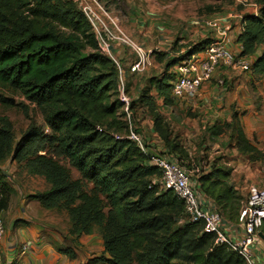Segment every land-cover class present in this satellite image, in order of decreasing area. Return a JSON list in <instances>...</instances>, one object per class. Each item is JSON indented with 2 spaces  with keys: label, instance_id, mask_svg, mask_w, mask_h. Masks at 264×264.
Masks as SVG:
<instances>
[{
  "label": "trees",
  "instance_id": "16d2710c",
  "mask_svg": "<svg viewBox=\"0 0 264 264\" xmlns=\"http://www.w3.org/2000/svg\"><path fill=\"white\" fill-rule=\"evenodd\" d=\"M250 1L255 10L242 15L239 57L251 58L248 74L264 82V0ZM208 43L195 44L172 59L168 69ZM172 80L168 74L160 80L151 78L156 97L165 106L173 104ZM118 87L115 63L100 52L91 25L74 0H0V89L38 107L52 133L47 145L28 135L13 149L10 126L1 117L0 161L13 155L10 159L24 164L28 175L47 185L45 192L29 198L44 210L66 213L67 245L56 251L75 259L79 239L96 233L103 255L86 264H246L237 253L215 244V235L204 232V221H191L183 201L171 190L159 188L160 172L148 166L147 157L125 138ZM0 104L11 102L0 97ZM143 105L164 154L177 162L188 161L179 134L153 99L144 97ZM225 129L234 134L230 138L236 139L239 154L251 162L264 160L236 116L205 131L216 139ZM61 157L70 168L57 159ZM208 164L195 166L198 172L191 180L224 222L238 223L245 201L230 185L231 168L212 162L205 170ZM14 192L0 171V215ZM259 232L264 239V222Z\"/></svg>",
  "mask_w": 264,
  "mask_h": 264
},
{
  "label": "crops",
  "instance_id": "0c3cea01",
  "mask_svg": "<svg viewBox=\"0 0 264 264\" xmlns=\"http://www.w3.org/2000/svg\"><path fill=\"white\" fill-rule=\"evenodd\" d=\"M242 6L245 8L250 7L251 9L242 10L239 8L226 17L223 15L225 20L222 23V27L228 32L227 48L233 56H238L241 51V46L237 44V37L240 34L242 15L255 10L251 1L249 4ZM194 23L192 22L193 28L191 29V34H187L184 30L177 32L176 38L183 40L181 42L189 39L194 45L204 40L211 41L213 39L214 34L212 32L200 28ZM141 30L142 37L136 38L138 39L136 41L140 43V48L144 52V61L139 72H130L131 66L138 61V55L133 49L115 46L112 48V54L115 60L121 65L126 92L131 97L134 105H141L140 108H136L137 111L134 112V118L139 124V130L152 139L150 145L151 150L156 153L166 152L161 140L153 132L151 115L143 105L144 97L153 99L158 107V111L172 127L175 121L172 118V112L170 111L168 113L167 109L171 110L184 103L185 105L187 104L184 111L185 114L195 111V113L200 112L205 115L202 119L197 118L203 130L217 124L223 125L224 123H230L233 120V116H236L241 127L246 131L244 133L251 145L260 150L259 142L263 141L262 132L264 131L263 80L260 77L243 73L237 68L221 69L218 71L217 77H221L227 82L230 87L229 90L219 89L214 80H212L209 83L203 84L200 91L194 97L185 98L181 101L173 99L172 106H165L163 105L162 99L156 97L155 85L151 82V78H156V76H148L147 66H150L156 58L155 52L152 50L153 46H162L161 51L157 53L164 54L165 59H168L172 53L176 54L178 49L179 53L184 52L185 49L183 47H176L173 50L174 37L172 34L168 35L161 29L153 30L149 27L146 29L141 28ZM173 68L174 66L170 70L173 71ZM160 77H157L158 80H160ZM187 108L193 109L190 111ZM180 138L182 142L183 137L180 136ZM182 145L184 146L183 142ZM217 150L224 152V156H226L225 162H220L218 166L225 164L231 168L230 185L241 196L246 194L247 185H249L256 171L260 172L264 178L263 161H249L247 156L238 153L235 143H227V145L221 147L217 146ZM210 164L204 169L208 170ZM250 186H254V184ZM19 198L16 194L13 196L11 199L15 200L13 205L10 200V207H16L15 210L9 207L7 211L1 214V216H7L5 217L6 234L2 241L0 251V260L3 259L6 264H86L91 258L99 254V250H102L100 248V244L102 245L100 238L93 234L90 236H82L79 239V247L75 250V259H70L59 254L56 248L66 247L62 234L57 228H54L52 223L45 222L44 219L37 217V215L42 216L44 212L38 203L35 201L28 202L27 200L20 201ZM30 207L33 209L32 211L29 209ZM243 213L244 206L241 208L238 223L232 224L231 229L225 232L232 239L236 240L244 234L242 229ZM24 244L29 246V250L22 253L21 246ZM253 250L257 262L260 263L262 255L264 254V239L262 236L260 237L259 243L253 247Z\"/></svg>",
  "mask_w": 264,
  "mask_h": 264
},
{
  "label": "rangeland",
  "instance_id": "374dc122",
  "mask_svg": "<svg viewBox=\"0 0 264 264\" xmlns=\"http://www.w3.org/2000/svg\"><path fill=\"white\" fill-rule=\"evenodd\" d=\"M74 1L77 3L78 7L87 6L91 8L92 11H94V13L98 15V18L100 17L101 21L110 28L108 29L111 31V33H117V31L113 28L112 25L114 24L115 26H117L119 30H121V32L138 47H140V43L136 41L138 40L136 38L142 37L141 28L146 29L150 27V29L153 30L161 29L162 31H165L168 35L172 34V36L174 37L173 50L176 47H183L185 51L179 53L178 49L176 54L172 53V55L168 59H165L164 54L157 53L161 51L162 46L154 45L153 49H151L155 52L154 54L156 55V58L153 63L150 64V66H147V71L148 76L156 77L162 76L163 74H168L170 77H172L173 72L168 69V63L172 59L184 55L186 52L190 51V48L192 46H194L191 40L186 39L184 40V42H181L183 40H181L180 38H176V36L177 32H181L184 30L187 34H191V29L193 28L192 22H195L196 18L214 17L215 15H224L226 17L227 15L231 14V12L237 11L239 8L242 10L251 9L250 7L245 8L244 6H242L245 4H249L250 0ZM99 7L103 9L107 16H105L100 10H98ZM89 24L91 25L92 32H94L95 34L96 40H104L105 36L103 35L108 34L104 29V25H100V27H98L94 23ZM194 24L196 25V23ZM179 42H181V44H179ZM229 88L230 87H227V90H229ZM219 89H222V87H219ZM124 94H126V97H128L130 99V102L132 103L130 118L133 125L135 126L136 130L146 138V144L151 145L152 139L147 136L144 132L139 130V124L134 118V112L137 111L136 108H140L141 105H134V102L132 101L131 97L126 92L125 87ZM0 97L7 99L11 102L10 105L0 104V118H5L7 124L10 126L13 139V149H15L19 143L24 142L25 138L28 137V135H34V139L36 142L41 139L45 145L49 143L48 139L52 137V133L50 129L46 127L44 121L45 116L42 114V111L38 107L29 104L27 101L24 100L21 95L13 93L7 89H0ZM186 105L184 103L181 104V106H177L176 108H173L171 110L167 109V112H172V118L175 121L173 129L177 134H179V136L183 137L182 142L190 155L188 161L180 160L178 162L190 174V176L194 177L198 172L197 168H200V166L204 167V165L212 162H216L217 165L220 164V162H225L226 156H224V152L217 150V146L221 147L227 145V143H236V139H234V137L230 138V136L234 134L229 129H225V133L223 132L224 134L220 135L218 138L210 139L206 131L201 129L199 121H197L198 117L199 119H202L205 117V115L200 112H193V108H187L188 110L192 111V113L185 114L184 111L187 107ZM262 133L263 141L259 143L260 150L264 154V131ZM149 148H151V146H149ZM43 154L44 153H40L39 155ZM49 155H51V152ZM12 157L13 155L9 156V158H7L5 161H0V171L5 174L6 180L9 182V184L15 191L9 199L8 209L11 204L10 200L15 194L20 197V201L27 200L28 202H31L34 200H31L29 197L37 193L45 192L47 190V185L42 178L28 175L24 164H19L13 161L12 159H10ZM57 159L62 163V165L70 168L68 162L62 157ZM262 165L264 166V160L262 162ZM70 170L72 173V177L74 179L78 178V174L76 173V171L73 169ZM251 184H254V186L260 189H264V178L262 177L260 172L256 171V173H254V177L251 178L249 185H247V192L245 195L242 196L244 198V201L247 198L248 189ZM11 201L13 205L15 200ZM38 205L41 210H43L45 213L43 212L42 216H38L37 214L35 215H37V217L40 219H44L45 222L48 221V223H52L54 228H57V230L62 234L63 242H65L67 245L66 236L69 228V221L66 213L58 210L47 211L44 210L39 203ZM10 208H12V210L16 209V207L14 208L12 206ZM29 209L31 211L33 210L31 207ZM5 217L7 216L0 215L4 230L3 239L6 234ZM95 235L100 238L102 243V245L100 244V248L102 250H99V254L93 257L98 258L103 255V242L98 234L95 233ZM2 241L0 243V251L2 247ZM0 264L6 263L3 259H1Z\"/></svg>",
  "mask_w": 264,
  "mask_h": 264
},
{
  "label": "built area",
  "instance_id": "2783aa9c",
  "mask_svg": "<svg viewBox=\"0 0 264 264\" xmlns=\"http://www.w3.org/2000/svg\"><path fill=\"white\" fill-rule=\"evenodd\" d=\"M88 1V0H87ZM94 1V0H91ZM86 16L89 23L96 26L104 25L108 34H104L105 39L97 40L99 50L102 54L112 60L117 68L118 74V99L121 103L120 117L127 125L126 139L135 144L142 154L147 157V164L160 172V178L157 182L159 188L163 191L171 190L180 200L183 201L185 213L191 221L202 220L205 223L204 232L214 234L215 244L226 246L237 253L246 264H264V254L261 262L258 263L255 257L253 247L260 241L259 229L264 222V189L256 186H250L247 198L244 202V213L242 221L243 236L238 239H232L225 232L231 229L232 224L224 222L217 214L215 208L207 200L198 188L195 181L191 180L190 174L173 158L164 154L156 153L146 144V138L140 134L133 125L130 115V99L124 94V80L122 78V68L120 63L115 60L112 54V48L115 46L130 47L138 55V61L131 68V73H137L141 70L144 61V52L132 41H130L117 26L112 25L117 31L111 33L110 28L104 24L100 17L89 7H78ZM105 16L106 13L99 7ZM225 18L219 15L214 17H198L195 20L196 26L204 28L214 34V37L204 47L201 53H189L184 59L180 60L173 68V80L171 81V97L174 100L181 101L185 98H191L197 95L203 84L214 80L218 87L227 90L226 81L217 77L221 69L237 68L243 73H249L252 65L251 58H241L233 56L227 48L228 32L222 27ZM109 28V29H108ZM243 29V21L240 24V32ZM104 38V37H103ZM156 184V183H155ZM4 230L0 219V243L3 240ZM29 250L26 244L21 246V252Z\"/></svg>",
  "mask_w": 264,
  "mask_h": 264
},
{
  "label": "water",
  "instance_id": "95a60500",
  "mask_svg": "<svg viewBox=\"0 0 264 264\" xmlns=\"http://www.w3.org/2000/svg\"><path fill=\"white\" fill-rule=\"evenodd\" d=\"M86 56L85 55H82V59H84ZM260 237H261V234H260Z\"/></svg>",
  "mask_w": 264,
  "mask_h": 264
}]
</instances>
